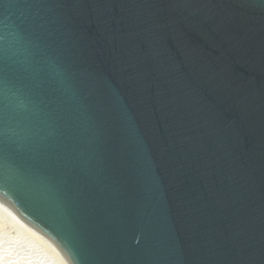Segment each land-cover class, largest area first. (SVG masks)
Segmentation results:
<instances>
[{
	"label": "water",
	"instance_id": "1",
	"mask_svg": "<svg viewBox=\"0 0 264 264\" xmlns=\"http://www.w3.org/2000/svg\"><path fill=\"white\" fill-rule=\"evenodd\" d=\"M0 200L64 264H264V0H0Z\"/></svg>",
	"mask_w": 264,
	"mask_h": 264
},
{
	"label": "bare ground",
	"instance_id": "2",
	"mask_svg": "<svg viewBox=\"0 0 264 264\" xmlns=\"http://www.w3.org/2000/svg\"><path fill=\"white\" fill-rule=\"evenodd\" d=\"M12 246L21 249H16V253L14 249L13 252L8 251ZM25 251H29L28 257L23 260L22 253ZM11 252L12 254H8ZM0 264L64 263L55 248L37 229L0 200Z\"/></svg>",
	"mask_w": 264,
	"mask_h": 264
},
{
	"label": "snow or ice",
	"instance_id": "3",
	"mask_svg": "<svg viewBox=\"0 0 264 264\" xmlns=\"http://www.w3.org/2000/svg\"><path fill=\"white\" fill-rule=\"evenodd\" d=\"M3 41H4V31L0 28V58L3 57ZM3 89V80L0 79V93H2Z\"/></svg>",
	"mask_w": 264,
	"mask_h": 264
},
{
	"label": "rangeland",
	"instance_id": "4",
	"mask_svg": "<svg viewBox=\"0 0 264 264\" xmlns=\"http://www.w3.org/2000/svg\"><path fill=\"white\" fill-rule=\"evenodd\" d=\"M13 249H14L15 251H14ZM16 249H18V251H19L21 248H18L17 246L13 248V246H12L11 249H8V251L11 250L12 252L14 251V253H16V251H17ZM3 251L6 252L7 250H3ZM18 251H17V252H18ZM4 252H2V253H4ZM12 252H11V253H8V254H12ZM28 252H29V251H28ZM28 252L25 251L24 254L22 253V259H23V260L25 259V257H28ZM4 254H5V253H4ZM29 254H30V253H29ZM18 256H19V255H18Z\"/></svg>",
	"mask_w": 264,
	"mask_h": 264
}]
</instances>
